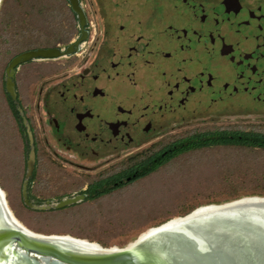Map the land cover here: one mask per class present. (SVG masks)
<instances>
[{
	"label": "flooded vegetation",
	"instance_id": "flooded-vegetation-1",
	"mask_svg": "<svg viewBox=\"0 0 264 264\" xmlns=\"http://www.w3.org/2000/svg\"><path fill=\"white\" fill-rule=\"evenodd\" d=\"M78 1L82 20L69 0H2L0 135L27 209L96 203L189 130L248 116L264 135V0ZM36 50L57 55L14 68L15 100L7 68Z\"/></svg>",
	"mask_w": 264,
	"mask_h": 264
},
{
	"label": "water",
	"instance_id": "water-1",
	"mask_svg": "<svg viewBox=\"0 0 264 264\" xmlns=\"http://www.w3.org/2000/svg\"><path fill=\"white\" fill-rule=\"evenodd\" d=\"M82 20L78 0H69ZM56 50L27 51L6 71L7 92L16 100L15 67ZM34 152L28 162L32 174ZM26 198V183L23 188ZM77 197L58 204L34 206L50 210L80 202ZM0 264H264V196H246L195 208L141 233L125 247H104L71 235L43 234L27 229L13 215L0 185Z\"/></svg>",
	"mask_w": 264,
	"mask_h": 264
},
{
	"label": "rangeland",
	"instance_id": "rangeland-1",
	"mask_svg": "<svg viewBox=\"0 0 264 264\" xmlns=\"http://www.w3.org/2000/svg\"><path fill=\"white\" fill-rule=\"evenodd\" d=\"M4 12L5 8L1 6L0 27ZM6 62L7 59L0 53V75ZM1 119L3 116H0ZM256 120L254 117L239 116L224 124L209 126L230 124V127L236 128H257L259 125L256 123H246ZM5 137L11 138L9 135ZM3 141L4 137L0 135V180L10 206L27 226L35 232L85 238L104 247H125L147 229L164 223L163 219L168 221L184 216L182 211L192 206L225 203L222 201L226 198L247 192L264 194V150L220 148L186 155L102 201L84 207L80 204L63 211L34 214L18 200L20 190L12 168L18 166L19 159L12 149H4ZM9 141H6V146ZM246 196L260 195L237 197ZM98 210L106 214L103 216Z\"/></svg>",
	"mask_w": 264,
	"mask_h": 264
},
{
	"label": "trees",
	"instance_id": "trees-1",
	"mask_svg": "<svg viewBox=\"0 0 264 264\" xmlns=\"http://www.w3.org/2000/svg\"><path fill=\"white\" fill-rule=\"evenodd\" d=\"M2 37H3V26L1 25V27H0V53H1V55L3 54ZM174 143H175L174 145H176V146H174V145L170 146V147H173V150H174L173 155H171L170 157H167L166 160H162L160 163H157V164L153 165L152 167H150L149 169H147L146 171H143L142 173H140V175L137 178V181L147 179L148 177L154 175L159 170L168 167L169 165H171L175 161L179 160L180 158H182L186 155L193 154V153L203 152V151L211 150V149H220V148L248 149L251 151L252 150H264V135L260 132L254 131V130L243 131L238 127L236 128V127H228V126H226V127L202 126V127L184 132L183 139L181 141H177ZM1 186L3 189H5L2 182H1ZM118 190H120V189H118ZM118 190H116L114 192H117ZM111 191H113V190H105L101 194H99L98 197H100V199L98 201H100L101 199H105L108 196H110ZM241 195L264 196V194H256V193L247 192L244 194L236 195V196H234L235 198L234 197L226 198L222 202H227V201L239 198L237 196H241ZM217 203H221V201L217 202ZM197 206H194V207L192 206V207L182 211L181 215H185V214L189 213L190 211H192ZM74 207H76V206H74ZM66 209H68V208H66ZM31 212L34 214H36V213H38V214L39 213H41V214L47 213V211H33V210H31ZM98 212H100L99 214H101L103 216L106 214V213L102 214V212H103L102 210H98ZM21 220L24 222L23 219H21ZM166 220H167V218L163 219V222H165ZM24 223L26 224V222H24ZM160 223H162V222H160Z\"/></svg>",
	"mask_w": 264,
	"mask_h": 264
},
{
	"label": "bare ground",
	"instance_id": "bare-ground-1",
	"mask_svg": "<svg viewBox=\"0 0 264 264\" xmlns=\"http://www.w3.org/2000/svg\"><path fill=\"white\" fill-rule=\"evenodd\" d=\"M1 5H2V0H0V10H1ZM0 185H1V183H0ZM2 187V186H1ZM6 199H7V203H8V206L10 207V209L12 210V212H13V215L15 216V218L18 220V222L20 223V224H22L24 227H26L27 229H29V230H32V229H30L16 214H15V212H14V210L12 209V207L10 206V203H9V201H8V196H7V194H6ZM33 231V230H32ZM90 241V240H89ZM90 242H93V241H90Z\"/></svg>",
	"mask_w": 264,
	"mask_h": 264
}]
</instances>
